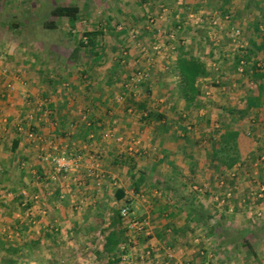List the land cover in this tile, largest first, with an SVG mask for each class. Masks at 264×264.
<instances>
[{
  "label": "crops",
  "instance_id": "1",
  "mask_svg": "<svg viewBox=\"0 0 264 264\" xmlns=\"http://www.w3.org/2000/svg\"><path fill=\"white\" fill-rule=\"evenodd\" d=\"M100 1L109 3L107 6L111 7L109 13L111 16L118 17L120 12L127 22L137 20L134 12L137 3L133 0H117L115 4L112 3L114 0ZM150 1L154 2V0H149L147 4L151 5ZM165 1L174 10L188 9L190 6H194L193 4L197 6L202 2L206 6L205 8L212 10V12L222 8L220 7V0H200V3H198V0ZM78 6L80 8V5ZM223 8L232 13L230 25L240 28L243 37L250 45L251 56L248 59L250 63L245 75H238L234 71L233 60H230L228 56V38L224 36L220 45L216 46L207 39L203 30L200 33L189 30V39L194 41V46L191 44V47H181L178 53L175 54L173 61L181 54L196 56L202 60L210 71V75L198 80L200 88V84L205 82L225 84L223 80H227L229 77L237 81L238 83L234 89L241 87L237 91L241 93L242 97L239 108L243 109L254 93L249 85L254 83L253 77L257 71L262 74L261 82H264V30H262L264 28V0H230ZM2 15L3 9L1 7L0 23H2ZM101 22L102 26L110 20L105 21L102 19ZM166 25H168L167 21ZM9 30L14 31L17 29L7 26V31ZM97 44V56L80 57L81 66L75 69V71L79 70L77 75H80V78L76 75L67 91H61L51 79L48 80V83L40 79V75L47 70L52 73L53 68L48 67L46 63L52 58L50 55L54 52L53 50H50V55L45 58L46 65H34L33 71H30L28 70V66L32 65L29 64L30 62L25 65L24 63L17 64L15 67L12 66L13 63L9 66L6 59L10 58V60L13 59L18 62L21 57H17L16 53H13L11 44L8 45L0 41V52L3 54L0 67L4 64L6 67L9 66L10 73L21 72L23 80L28 78L26 82H23L20 81V78L6 76V80L9 79L14 82L15 89L12 92L7 91L3 81L2 84L0 83V176L10 173L15 166L19 171L21 170V175L28 172L29 168L24 167V162L28 163L31 159L30 154L38 148V143L29 136L27 137L26 133H18L15 130L17 122L25 120L28 116H31L30 120L34 124L37 134L43 139H54L59 146L67 145L69 151L79 149L87 141V135L93 133L92 142L95 148L93 150H97L101 155L100 167L106 173L109 183L106 182L107 180H102V183L98 184L90 180L82 193L88 194L89 197L93 195L95 198L99 197L100 194L104 198L105 204L103 203V205L106 206L103 211L104 215L107 213L106 211H112L109 206H118L123 201L114 196L116 189L123 190V199L130 200V202L135 199L136 208H138V203L143 204L144 202L147 204L143 205L147 208L145 212L147 214L154 212L156 215L151 216L161 221L159 224H162V227L155 231L157 237H150L146 241L147 244L152 246L154 259L158 261L165 260L167 251L170 250L173 253L175 262L178 261V264H182V262L185 264H206L208 259L201 254V251H205L214 255V258L211 261L209 260L207 264H264V244L257 243L259 240L257 236H259L261 229L249 231V229L242 226L238 230L223 229V233L216 235L214 234L215 229L211 231L207 227L205 233H200L196 231L194 223L197 218H201V215H186L181 204L172 205L173 196L177 191L178 177L186 171L189 173L190 171H200L202 167H206L205 160H208L207 164L210 165L208 145L216 137H210L209 132L206 131H209L212 127V119L205 120L204 133H191L188 131L186 136L182 137L178 135L177 130L180 125L184 126L185 123L180 124L171 118L166 120L164 118V122L154 118L145 120L140 116L143 108L148 109L153 91L152 96L142 95V97L136 99L137 102L133 98L127 97L126 100L129 98L132 100H124L119 106L115 104L116 100L114 101V98L126 92L123 83L128 79L127 74L129 71L140 66L139 68H142L143 71L152 73L156 69L160 70V64L165 65V62L167 64L170 62L160 59L158 60L160 61L159 65L155 62L151 65L146 59L137 58L136 51H134L129 54L125 63H119L115 53L103 49L102 46L105 47V43L99 37ZM132 50L133 48L130 49V51ZM25 57L23 56V59ZM27 60L29 61L28 58ZM258 61H260L261 67L256 66ZM153 66L156 67L153 68ZM54 70H56V73H64L58 67ZM151 81L150 76L149 81L145 82L146 92L152 88ZM210 90L211 88H209ZM137 91L141 95V89ZM25 92L29 95V101L21 96ZM261 100L264 101V96ZM159 101H162V99L160 98ZM40 102L43 103L41 107L39 106ZM128 106L134 108V113H128ZM248 113L251 114L248 121L243 116L238 120L240 124L231 123L234 129L251 140V150L244 155L245 158L252 156V151H255V154L264 152V104L257 109L250 108L246 114ZM53 120L57 121L58 126H51ZM84 125H90L91 127L86 137L81 139L77 137V131ZM109 128H114V135L103 138L102 132ZM220 131L221 129L217 134ZM206 136L210 139L207 144L205 143ZM132 142L138 144L140 154L131 158L127 156L125 149ZM88 160L87 158L84 160L85 164L88 163ZM22 180L26 182L24 177H22ZM78 185L81 186V184ZM99 185H102V187L100 188ZM112 185L115 187H112ZM128 188L141 192V198L138 200V196L134 197L132 191L127 190ZM157 190H160V192L158 193ZM49 194L52 195H50V203L54 208L59 209L60 215L72 214L68 208L65 210L61 204L75 197L72 196L73 191L66 193V200H56L57 205L53 204L52 199L55 197L58 199L57 188L54 187ZM80 198L83 197L80 196ZM95 198L94 202H97ZM72 201L70 199L71 203ZM90 209L86 211V214L95 211L92 208ZM149 216L147 215V218ZM225 216L231 219L230 215ZM217 217L218 215H215L212 222L218 221ZM228 231L236 233L237 236L248 237L247 244L242 240L237 245L227 244L224 237L228 234ZM213 236L217 237L218 243L214 242ZM220 244L226 249L219 248L221 247ZM158 261L146 264H156Z\"/></svg>",
  "mask_w": 264,
  "mask_h": 264
},
{
  "label": "rangeland",
  "instance_id": "2",
  "mask_svg": "<svg viewBox=\"0 0 264 264\" xmlns=\"http://www.w3.org/2000/svg\"><path fill=\"white\" fill-rule=\"evenodd\" d=\"M116 1L117 0H114V2L112 3L115 4ZM198 1V3H200V0ZM133 2L137 3V6H135L136 9L134 11L135 15L137 16V20H131L130 22H127L124 19V16H122L123 14H120V12L118 13V17L120 19L118 17L111 16L109 14L111 11V7L107 6L109 3L107 4L106 2H101L100 0H0V10L1 7L3 9V15L1 17L2 23H0V41H3L8 45L11 44L13 47V53H16L15 55H17V57H21L20 61L18 62L14 61L13 59L10 60V58H8L6 59L7 63H9V66L14 63L12 66L15 67L17 64L19 65L21 63H24L25 65L30 62L29 64L32 65L30 67L28 66V70L33 71L34 65L45 64V58H48L47 56L51 53L49 51L53 50L54 52L51 53L52 55H50L52 58H50L48 62L46 61V64H48L47 66L53 68L52 73H49V70H47L45 73L40 75V79H43V82L45 81L47 83L50 81L49 79H51L55 82V85H58V88L61 91H67L69 86L72 85V81L75 80L74 77L79 71H75V69H78V67L81 66L82 62L80 60L74 64H69L67 62L69 54L76 45L78 39L77 37H80L84 32L87 31H102L103 34L100 35L99 38L105 43V47L102 46L103 49L105 48V50L115 53L117 59L118 56H120L126 49V51H128L127 55L124 56V60L126 62L129 54L134 51H136L135 55L137 58L144 59L137 46L131 47L130 45V47L133 48L132 51L129 50L130 47L126 48L127 44L130 43L129 30L135 29L138 31V41L143 45H146L150 49L149 56L152 57L154 59L153 61L155 63H158L159 65L160 61L158 60H160V58H157L155 60L156 54L151 49V46L155 39L152 35V30L150 32L145 28V21L150 16L156 17L158 15L159 7L161 4L168 7L172 11L174 9H172V6L168 5L165 0H154L153 3L150 1L151 5L147 4L149 0H133ZM59 4L80 5L78 19H76L74 22L69 21L67 18L57 19L55 22L56 27L46 28L45 23H47V21L51 19V8ZM193 5L194 6H190V8L188 9H177L175 10V13H180L181 17H184V19H186V15L188 13H194L197 9H203L206 15L213 13L212 10L205 8L206 6H204L203 2L201 4H198L197 6L196 4ZM216 11L220 12V9ZM102 19H104L105 21L109 19L110 22L111 20L112 22H106L105 25L101 26ZM166 21L168 22V25L165 26ZM118 25L121 28L118 29ZM7 26L16 28L17 30L7 31ZM174 26L175 20L172 19L171 16L167 18L164 17L161 20L159 19L155 28H158L161 31L160 40H162V38H164L169 32H171L174 29ZM153 28L154 27H152L151 29ZM202 30L204 31V29H200L197 31L200 33V31ZM178 35L186 39V44L184 45L185 47H191V44L194 46V41H190L189 39V28H184ZM166 54L168 56L162 57L161 59H165V61H168L170 63L167 64V62H165V65L160 64V70H154L152 72L153 74L147 73V76L142 81H149V78L151 76V90L146 92L145 86L141 85L139 88L142 91L141 95H139V92L136 91V96L133 99L136 102L137 98L142 97V95H145L146 97L148 95L150 96L153 91V97H149L151 99L148 109L143 108L142 111H151L154 113V115L162 114L165 120L167 118H171L175 119L180 124L185 123L187 128L186 133H188V131L191 133L203 132L206 128V125H204L205 120L212 119V127L209 129V131H206L209 132L210 137H217V132L227 124H240L238 121L240 120V117L237 115V113L235 114V116H232L228 113V110L239 108V102L241 103L242 97L241 93H239L237 90H240L241 87H239L238 89L228 87L227 83L231 80L230 77L227 80L224 79L223 82H225V84L222 85H219L215 82L201 83L200 89L203 93L201 106L197 109L188 111L187 109H185L184 102L175 94H173V83L175 79L171 75V72H169V68L176 53L168 54L166 52ZM23 56H26L25 59H23ZM228 56L230 60L234 59V57H232L230 54ZM27 58L29 59V61L27 60ZM152 64L153 62L151 63V65ZM56 66L58 67V69H62L64 73H56V70H54V68H57ZM8 67H6L4 64L2 67H0L6 70V73L4 75H0L1 84L2 81L6 84L7 80H9L5 79L6 76H12L16 79L20 78V81L26 82L28 78H25L23 80L21 72L10 73ZM139 67L137 69L134 68L131 71H129L128 68L129 73L127 75L131 76L134 72L142 70V68ZM155 67L156 66H153V68ZM51 74H53L52 77H50ZM77 77L80 78V75H77ZM9 82H11V84L13 85L14 90V82L12 80H9ZM237 83L238 82L236 81V84ZM222 87H225V89H223ZM209 88H211L210 91ZM25 93L27 94V92ZM117 97L114 98V101L117 99ZM126 98L125 101H127ZM160 98L162 99V101H159ZM115 104L117 106L120 105L116 102ZM250 116L251 114H246L245 119L247 118L246 120L248 121ZM152 118L156 119L155 116H153ZM202 125L205 127L203 128ZM188 126L190 127L189 129ZM248 132L250 134V131ZM209 140V137L206 136L205 143H209ZM213 141H215V139ZM210 145H208L209 149ZM254 152L255 151H252L251 154L253 153V155L245 158L242 163L235 165L234 168H232L231 170H227L220 175H216L214 171H212V165L207 164L208 160H205L206 167H202L200 171H190V173L186 171L185 173H182L178 177L176 184L178 195H182V197H184V199L181 200V206L186 215H195L192 214L193 212H212V210L215 209L214 204H212V196L222 195L223 191L225 190L230 191L232 195L225 201L228 212H220L219 210L215 212V215H218L217 219H219V226L215 227L214 234L219 235V233H221L223 229L238 230L242 226L245 229H249V231L261 229L260 233L258 234L259 236H257V238L259 239L257 243L264 244V197L260 199H254L251 195V192L256 189L254 180L264 181V152H262L261 154H255ZM38 156L39 150L38 148H36V150H33V152L30 154L31 159L28 161V163L24 162V167L27 166L29 168L28 172L24 173V175H21V170L19 171V169L15 166L11 169L10 173H6L5 175L0 176V189L15 191L20 188H27L31 195H41L42 198L45 199L47 204L46 215L29 216L18 215L19 208H15L17 209V211H14L13 209L16 206L13 204L9 205L11 198L0 204V234L6 233L8 234V236H10L14 233L13 231L15 230L10 229L9 227L10 222L14 219L15 215L19 216L17 217V219L18 221L20 220L22 224L30 225V229H26L24 232H22L21 230L18 237H8L19 243L21 241H26L28 239V236H31L32 232L37 231L39 226H45L46 222L50 223L51 225H60L62 234H64L65 226L67 224L69 225L73 220L81 221L83 219V215L86 214V211L91 210L90 208L93 207L94 204H105L104 198L101 197L100 194L97 198L91 195L92 198H95V200H97V202H93L90 200L88 194L82 193L85 189V186L88 185L90 180L95 183V180L87 177L83 170H81L76 176L59 175L54 178L42 180V183L39 184V186H33V182L36 180V175L39 174L38 172L36 174L33 173L34 171H38L37 167L40 163V159ZM34 162L36 163L33 164ZM231 171L235 173V176L233 178H229V176L227 175L228 172ZM103 173L104 177L101 179L100 183H102V180H107V176L105 175L106 173L104 171ZM22 177L25 178L26 182L22 180ZM74 177L76 178V180L80 181V187L77 182L74 181ZM20 178L21 181H23L24 186L19 185ZM220 180L224 181V184L222 186L219 185ZM106 182H108V180ZM66 184H70L67 190L65 188ZM193 185L199 187L200 190H193ZM54 187L57 188L58 195L61 193V190L65 189V193H70L71 191H73L74 194H72V196L78 197L70 198L77 203V209L71 208V205L73 203L70 202V199H68V203L65 202L61 204L65 208V210L68 208V210L72 212L71 215H60L58 212L59 209L54 208L50 203L51 194H49V192H51ZM99 187L101 188L102 185H99ZM112 187L115 186L112 185ZM127 190H131L134 193V197L138 196V200L141 198V192H136L131 188H128ZM157 191L158 193L160 192V190ZM80 196L83 197V199H87L82 204H78V202L82 200ZM52 199L53 204L56 205L58 204L56 203V200H66L59 197L58 199L56 197ZM134 200L131 202L129 200L127 205L133 210L137 217H139L140 219L144 218L148 221L149 235H134L133 237H131L128 232L126 233L128 242L125 248H123V250L126 251L123 255H126L128 261L125 262L122 260V264H146L149 262L154 263L158 260L154 259L155 256L152 250V246L151 244H147L148 242L146 241L150 237H157L155 231H158V229L162 227V224H159V222L161 221L151 216L156 215L154 212L150 214H147L145 212L147 208L143 206L145 204L144 202L143 204L138 203V208H136V203ZM122 205L123 201L118 206H109L110 208H112V211H106L107 213L104 216L105 222L102 226V229H106L107 226H109L112 219L115 217V210ZM249 207L251 209H257V213H259V216H256V214H254V212H252ZM230 208L231 211L229 210ZM38 211L39 206L34 205V214H37ZM147 215H150L149 218H147ZM224 215H230L231 219L228 218V216L224 217ZM29 218L34 219L36 221L35 224H31L29 222ZM190 222L192 221L190 220ZM194 226L196 227V231L200 233H205V228L208 227L205 218L197 220V222L194 223ZM130 238L131 240H129ZM212 239L216 243L219 242L216 236H213ZM102 245L103 236L99 232V230L93 231L88 234L85 232V227H83L81 232L77 233L76 235H64V241L61 245H50L49 240H42L39 248L34 252V254L31 255L30 259L34 261V263L32 264H107ZM146 248H149L152 253V259H149V261H147V259H142V254ZM163 261L159 260L156 264H161ZM170 264H174V262L171 261ZM182 264L185 263L182 262Z\"/></svg>",
  "mask_w": 264,
  "mask_h": 264
},
{
  "label": "trees",
  "instance_id": "3",
  "mask_svg": "<svg viewBox=\"0 0 264 264\" xmlns=\"http://www.w3.org/2000/svg\"><path fill=\"white\" fill-rule=\"evenodd\" d=\"M229 1L230 0H220V7H222L219 8L220 12H228L227 9L223 7ZM79 12V6L75 4L56 5L51 8V19L45 23V26L46 28H54L56 27V20L62 18H67L69 21L74 22L78 19ZM102 34V31L93 30L84 32L83 35L77 37L78 39L76 45L69 54L67 62L69 64H74L81 59L80 57H89L91 55L97 56V39ZM100 50H102V48H100ZM250 56L251 49L249 48L246 51L245 58L248 60ZM238 59L239 57H236V60ZM118 62L120 63V56H118ZM169 72H171V75L175 79L173 83V94L184 102L185 109L191 111L199 108L201 106L203 93L198 84V80L210 75V71L207 69L206 64L196 56L181 54L171 63ZM253 78L254 83L249 86L252 90H254V93L251 95L250 99H248L243 109H229L228 113L230 115L235 116L237 113L239 117H243L250 108L253 107L257 109L264 104V101L261 100L262 96H264V82H261L262 74L257 71ZM141 85L146 87L145 82H141ZM131 100V98L127 99V101ZM153 116H155L158 120H163V122L165 121L162 114L154 115L151 111H148L147 116L143 117V119L148 120ZM90 127V125L81 126L77 131V137L84 139V137L88 134ZM186 131L187 128L184 124V126L180 125L178 127L177 133L178 135L185 137ZM251 144L252 143L249 137H245L240 134V132L234 129L231 124L225 125L217 134L215 141H212L210 145L209 158L210 165H212L214 173L216 175H220L227 170H231L235 165L242 163L245 159L244 155L251 150ZM37 170L41 177H46L50 173V168L43 165L41 162L39 163ZM19 185L24 186L21 178L19 180ZM18 191L19 189L15 190L16 194L10 199L9 205L13 204L16 206L13 209L14 211H17L19 208V201L22 198ZM114 196L117 199H122L123 204H128V200L123 199L124 193L122 189H116ZM183 199L184 197H182V195L179 196L176 191L172 205L177 206L181 204V200ZM28 206H31V204L29 203ZM71 208H74L73 204L71 205ZM91 208L95 211L91 213L88 212L83 215V219L81 221L73 220L69 225L67 224L64 229V234H62L60 225H51L48 222H46V225L43 227L39 226L37 231L32 232L31 236H28L26 241H21L20 243L8 238V234L1 233L0 264H32L34 261L30 259V257L39 248L42 240H49L50 245H61L64 241V235H76L81 232L83 227H85V232L88 234L96 230H99L102 234V248L107 264H122V255L126 252L123 248H125L128 238L125 227L126 222L119 214V208L115 210V217L106 229H102L105 222V215L103 211L106 209V206L103 204H94ZM215 212H217L216 209H213L210 213L193 212L192 214L201 215V218H197V220L205 218L209 230L213 231L215 227L219 226V222L217 220L212 222ZM17 217L18 216L15 215L14 219L10 222V229L18 230V232L21 230L24 232L26 229H30L29 224H22L20 220L18 221ZM197 220L195 221L197 222ZM224 238L227 244L231 243L234 245H237L240 240L245 241V244H247L246 241L248 239V237L246 238L242 235L237 236L236 233L234 234V232L231 231H228V234L225 235ZM220 246L221 247L219 248L224 250L226 249V247H222V244H220Z\"/></svg>",
  "mask_w": 264,
  "mask_h": 264
},
{
  "label": "built area",
  "instance_id": "4",
  "mask_svg": "<svg viewBox=\"0 0 264 264\" xmlns=\"http://www.w3.org/2000/svg\"><path fill=\"white\" fill-rule=\"evenodd\" d=\"M174 13V14H173ZM171 16L172 19L175 20V26L174 29L169 32L162 40L161 38V31L157 28H155L157 21L160 19H163L164 17L167 18ZM232 19V14L230 12H219L214 11L213 13L206 15L203 9H199L195 11L194 13H188L186 15V19L184 17H181L180 13L176 12L175 10H170L168 7L164 6L163 4L160 5L158 15L150 16L145 21V28L151 32L154 36V42L151 46L152 51L156 54L155 60L162 57H167L169 54H175L178 52V50L183 47L186 44V39L178 34L182 32L184 28H189L190 31L196 32L197 30L204 29L205 35L207 39L212 42L214 45H220L222 39L225 37L228 38L229 43V54L234 57L233 63H234V70L236 74L238 75H245L246 70L249 66L250 61L245 58L246 51L250 48L249 42L243 37V32L240 28L230 25ZM154 27L153 29H151ZM118 29L121 28L117 27ZM264 30V28H262ZM129 39L130 43L127 44L126 48H129L130 45L137 46L139 48L140 52L142 53L144 59L147 60V62L152 63L154 62L153 58L149 56V48L146 45H143L138 41V31L135 29L129 30ZM129 48V50L131 49ZM128 51L126 49L122 52L120 55V61L121 63H124V56H126ZM166 54V55H164ZM236 57H239L238 60H236ZM3 61V55L0 52V64ZM214 66V65H212ZM257 67H261L260 61L256 62ZM6 73V70L4 68H0V75H4ZM147 76V72L143 70H138L134 72L131 76H128V79L123 83L124 89H126L125 93H121L116 99V102L119 104H122L125 100V98L131 97L135 98L136 91L140 88L141 82L143 79ZM1 83V81H0ZM5 84V83H4ZM228 87H236V81L234 79H231L227 83ZM5 88L8 92L13 91V85L9 80H7L5 84ZM225 89V87H222ZM21 96L23 99L28 100L29 95L26 93H22ZM43 105L42 102L39 103V106L41 107ZM39 107V108H40ZM128 113H134V108L132 106H128L127 108ZM148 111L144 110L141 111L140 116L146 117ZM31 116H28L25 120L17 122L15 125V130L18 133H26L27 136H29L31 139L35 140L38 143V150H39V159L40 162L43 165H46L50 168V173L46 177H41L40 174L36 175V180L33 182V186H39V184L42 183V180H46L48 178H54L59 175L63 176H76L81 170H83L87 177L90 179H94L96 183L100 184L101 179L104 177V173L101 170L100 167V159L101 155L97 150H93V138L94 134L89 133L87 135V141L82 144V146L79 149L69 151L67 145L59 146L54 139L48 138L43 139L39 134L36 133L34 125L31 123ZM51 124L53 127L57 125V121L53 120L51 121ZM190 127L188 126V129ZM115 133L114 128H109L105 132H102L103 138L112 137ZM125 152L128 157H137L140 154V149L138 148V144L136 142H132L128 144V146L125 149ZM89 156H88V155ZM90 157V158H89ZM89 159L88 163L85 164L84 160ZM34 174L37 173V171L33 172ZM229 178H233L235 176V173L233 171L228 172L227 174ZM227 176V177H228ZM257 179V178H256ZM74 181L77 182V184H81L80 181L76 180L74 177ZM255 182V190L251 192V195L254 199H260L264 197V181H256ZM224 184L223 180H220L219 185L222 186ZM70 184H66L65 188H69ZM193 190L199 191L200 188L196 185H193ZM22 198L19 201V213L18 215H46V201L42 198L41 195L35 194L31 195L27 188H21L18 191ZM59 198L65 197V189L60 191ZM15 191H8L0 189V204L2 202H5L6 200L12 198L15 195ZM132 194H134L132 192ZM139 195V194H136ZM230 191H223L222 195H213L212 196V204H214L215 209L218 211H224L228 212V208H226V199L231 197ZM91 201L94 202V198L89 197ZM73 200V199H72ZM86 198H82L78 204H82L84 201H86ZM31 204V206H28V204ZM72 203L74 204V208L77 209V203L73 200ZM34 205L39 206V211L37 214H34ZM251 207V206H250ZM249 207V208H250ZM252 208V207H251ZM250 208V209H251ZM231 211V208L229 209ZM256 216H259V213H257V209H251ZM119 214L122 218H124L126 222V232H128L131 237L134 235H149L148 231V221L146 219H140L135 215L133 210L127 205L123 204L121 207H119ZM258 214V215H257ZM19 217V216H18ZM29 222L31 224H35V220L32 218H29ZM16 231V230H15ZM13 231L14 233L8 237H18L19 232ZM131 240V238L129 239ZM201 254L206 256V259L208 261L212 260L214 258L213 253L211 252H205L201 251ZM166 259L161 264H170L171 261L174 262V264H178V261L175 262L173 259V253L169 250L166 254ZM142 259H152V253L149 248H146L142 254ZM123 261H128V258L126 255H122ZM207 261V263H208ZM206 263V264H207Z\"/></svg>",
  "mask_w": 264,
  "mask_h": 264
}]
</instances>
